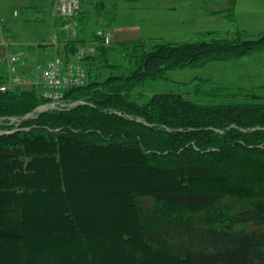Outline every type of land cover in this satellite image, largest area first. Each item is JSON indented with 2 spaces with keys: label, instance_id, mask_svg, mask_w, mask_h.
I'll return each mask as SVG.
<instances>
[{
  "label": "trees",
  "instance_id": "1",
  "mask_svg": "<svg viewBox=\"0 0 264 264\" xmlns=\"http://www.w3.org/2000/svg\"><path fill=\"white\" fill-rule=\"evenodd\" d=\"M67 46L75 51V44ZM138 47L127 75H106L107 70H101L85 86L65 91L64 97L79 101L74 107L40 112L15 128L9 121L0 124V131L14 129L0 134L5 173L0 196L11 194L19 199L10 204L0 201V242L23 241L26 236L28 217L20 200L33 194L38 185L46 192L41 166L52 170V186L62 200L68 189L63 162L64 157L71 159L68 150L76 148L93 160L101 158L99 152L118 150L137 160L143 171L172 175V184L165 187L150 190L154 182L143 181L128 183L122 191L134 222L132 233L127 230L117 236L118 244L126 249V264H132L128 258L135 264H165L166 260L264 264V94L237 89L234 95H245L241 96L245 100L208 105L194 103L180 93H157L141 105L128 100L136 87L163 77L168 70L264 54V34L255 39L235 33L209 41H162ZM106 51L97 46L95 54L85 60L102 64ZM102 75L106 76L103 80ZM225 88H214L217 93L208 90V95L225 97ZM40 98L34 92L0 93V117H23L41 103ZM78 158L83 160L81 154ZM226 197L241 199L240 207H218ZM66 207L60 206L55 226L72 232L74 215ZM56 236L53 233L52 238ZM88 237L81 230L75 238L79 261L67 264H95ZM100 239L96 244L100 245ZM25 245L20 244L22 255ZM42 255L34 259L47 264ZM99 262L108 263L103 258Z\"/></svg>",
  "mask_w": 264,
  "mask_h": 264
},
{
  "label": "rangeland",
  "instance_id": "2",
  "mask_svg": "<svg viewBox=\"0 0 264 264\" xmlns=\"http://www.w3.org/2000/svg\"><path fill=\"white\" fill-rule=\"evenodd\" d=\"M80 2L82 9L78 14L79 17L75 16L67 22L55 14L54 0H0V15L4 18L7 36L23 46L25 45V50L28 51L29 55H34L35 49L28 48V45L48 43L46 46L37 49L36 54L39 50L40 59H44L43 55H47L48 52L49 55L52 54L53 46L50 44L53 36H56L57 40H61L64 35L71 31V29L66 31L63 28V23H69L73 26L75 23L76 26L72 30L78 36L75 37L81 39L79 41L81 45L77 46L78 48L87 51L89 48L101 45L107 49L102 64L95 61L89 64L86 61L88 66L87 83L93 76L96 78L95 76L99 75L101 70H107L106 73H103L106 75L110 72L127 75L133 68L131 57L139 53L140 48L138 46L142 43L153 44L162 41L185 42L190 40L200 42L218 37L233 36L225 33L214 34L210 31L212 29L224 31L230 29L221 21L211 23L201 17L194 25L177 24L175 22L179 21L180 17L176 16L175 12L170 11L167 14L166 10L160 11L157 8L159 6L157 1L80 0ZM196 3L197 1H195L194 7L198 8ZM76 17L77 20L75 21ZM209 19L211 18L208 17ZM119 28L135 29L141 34V38L138 41L114 42L113 32ZM183 30L191 32L190 36L187 37L189 40H186V32ZM229 31L232 32V29ZM255 33L246 32L243 38L246 36L255 39L259 36ZM107 36L110 42L104 41ZM125 43L127 46H123ZM120 44L122 48L118 47ZM134 46L138 49H135ZM29 51H32V54ZM68 51H73V49L69 48ZM58 54H62V49H58ZM71 58L73 59V55ZM5 73V67L0 64V81L5 77ZM104 78L106 76L102 75L100 79L103 80ZM216 87H226L224 90H227L228 93L224 94L227 96L208 95V90L217 93L216 90H213ZM262 87H264V54L255 52L248 53L236 60L208 61L202 65L168 70L163 77L145 81L136 87L128 100L141 105L157 93H180L186 94V98L194 103L208 105L219 102L243 101L245 98L241 96L245 95H234L237 89L252 90L257 94H264ZM19 91L20 89L17 88L16 92ZM78 103L79 101H72L64 97V103L57 108H72ZM43 104L42 101L36 104L34 110L23 117L1 116L0 124L9 121L8 124L15 128L23 120L35 118L39 112L50 110L45 109L47 107L40 108ZM119 113L121 114V112ZM68 152L71 159L68 161L64 157L63 160L66 182L68 183L67 194L62 197V200L56 197L55 188L52 186V170L47 165L41 166L42 168H40L44 172L43 180L46 192L42 193V188L38 185L33 194H27L21 198L20 203L25 208V218L28 217L26 236L23 241L0 242V264H45L43 260L37 262L36 258L34 259V257H41V254H45L42 256H45L44 260L47 261V264H67L72 260L77 263L79 252L75 246V238L81 230L88 233L87 242L92 248V253L96 254L95 264H100V258L108 262L107 264H126V249L124 245L118 244L117 236L120 232L133 231L134 222L133 214L131 216L128 213L129 209L126 207L127 202L122 191L128 183L154 182V184L149 185L150 188L148 189L150 190L161 185L172 184L170 173L153 170L143 171L139 168L140 165L137 160H131L128 158V154L118 150L99 152L102 153V156L100 159H96L97 161L90 159L85 152L78 151L76 148H71ZM79 154L82 155L83 160L78 158ZM3 174H5L4 165L3 160L0 159V179ZM111 185L116 186V188L110 187ZM6 186L7 189L9 185ZM2 190L4 189H0V192ZM121 198L124 199V202ZM15 200L18 201L19 199ZM15 200L11 194H1L0 196V201H6L7 204L15 202ZM240 200L233 199L232 201L231 197H226L218 207L233 210L236 206L240 207ZM148 204L146 203V205ZM60 206H69L73 212L74 221L69 220L74 227L72 232L55 226L56 217L60 213L59 210H62ZM53 230L56 231L53 232ZM53 233L57 235L56 239L52 238ZM99 238H102L100 245L96 244V240ZM22 242L26 244L23 249L24 255L20 250ZM49 244L51 245L50 250ZM54 246L58 248L54 249ZM52 249L58 253H53ZM99 253H102V256ZM128 260L129 263L135 264L132 259L128 258ZM162 263L164 262L152 261L149 264ZM165 264L174 263L166 260Z\"/></svg>",
  "mask_w": 264,
  "mask_h": 264
},
{
  "label": "built area",
  "instance_id": "3",
  "mask_svg": "<svg viewBox=\"0 0 264 264\" xmlns=\"http://www.w3.org/2000/svg\"><path fill=\"white\" fill-rule=\"evenodd\" d=\"M54 11L63 20L71 19L80 11V0H55ZM64 28L70 29L69 24L65 23ZM104 41L110 42L109 37L107 36ZM52 45L57 46L55 37L52 39ZM93 52V48L88 49L87 52L78 49L73 60H67L56 54L44 64L35 61L27 70L18 72L26 62V55L20 49H16V43L6 38L4 21L0 16V64L7 72L5 82L0 84V93L10 92L15 87L41 90L47 106L50 108L62 106L65 90L82 87L87 83L88 72L82 60Z\"/></svg>",
  "mask_w": 264,
  "mask_h": 264
},
{
  "label": "crops",
  "instance_id": "4",
  "mask_svg": "<svg viewBox=\"0 0 264 264\" xmlns=\"http://www.w3.org/2000/svg\"><path fill=\"white\" fill-rule=\"evenodd\" d=\"M158 2L160 11L166 10L169 14L175 12L179 16V21L175 22L184 26L194 25L199 18L207 20V22L218 23L223 22L228 26L229 30H216L212 29L215 33H225L226 35H233L234 33H240L243 35L246 32H256L257 35L264 34V0H152ZM197 1V7H194V3ZM203 6V8H201ZM205 13V14H202ZM208 17L211 19L208 20ZM177 19V18H176ZM178 20V19H177ZM185 31L186 40L190 36L189 30ZM114 42H127V41H138L141 38V34L135 29L130 28H119L113 32ZM223 38V37H218ZM227 38V37H226ZM69 39L67 35L63 36L60 40L63 44ZM244 39H253L252 37L244 36ZM14 41V40H13ZM191 41V40H190ZM16 42V41H15ZM18 43V42H16ZM19 44V43H18ZM20 45V44H19ZM25 47L19 46L18 49ZM58 49H61L60 47ZM26 51V50H25ZM58 51V50H57ZM28 52V51H27ZM32 54V51H29ZM55 53L53 48L52 54ZM66 51L62 49V55ZM52 54L43 55L45 58L40 59L39 50L37 54L31 55V57H37L42 63L44 60L49 58Z\"/></svg>",
  "mask_w": 264,
  "mask_h": 264
},
{
  "label": "bare ground",
  "instance_id": "5",
  "mask_svg": "<svg viewBox=\"0 0 264 264\" xmlns=\"http://www.w3.org/2000/svg\"><path fill=\"white\" fill-rule=\"evenodd\" d=\"M163 182V181H162ZM165 187V186H164Z\"/></svg>",
  "mask_w": 264,
  "mask_h": 264
}]
</instances>
